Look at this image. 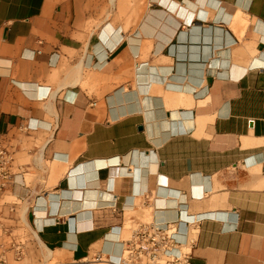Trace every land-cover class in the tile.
Instances as JSON below:
<instances>
[{
  "label": "crops",
  "instance_id": "crops-1",
  "mask_svg": "<svg viewBox=\"0 0 264 264\" xmlns=\"http://www.w3.org/2000/svg\"><path fill=\"white\" fill-rule=\"evenodd\" d=\"M0 138V264L180 219L195 264H264V0H0Z\"/></svg>",
  "mask_w": 264,
  "mask_h": 264
},
{
  "label": "built area",
  "instance_id": "built-area-1",
  "mask_svg": "<svg viewBox=\"0 0 264 264\" xmlns=\"http://www.w3.org/2000/svg\"><path fill=\"white\" fill-rule=\"evenodd\" d=\"M16 149L13 144H8L0 138V206L12 205L6 201V195L13 193L17 183V176L23 170L16 165ZM14 211V206H10ZM205 216L186 218L188 224H198ZM184 220L170 222L160 226L154 222H143L132 229L131 237L125 241V249L118 260H112L101 253H97L90 263L109 262L111 264H195L194 255L189 246L181 244L177 236L180 223ZM2 233L12 235V244L17 252L23 254L20 242L17 243L16 235L8 228L1 227ZM181 247V248H180ZM180 249V250H179ZM5 262V261H4Z\"/></svg>",
  "mask_w": 264,
  "mask_h": 264
},
{
  "label": "bare ground",
  "instance_id": "bare-ground-1",
  "mask_svg": "<svg viewBox=\"0 0 264 264\" xmlns=\"http://www.w3.org/2000/svg\"><path fill=\"white\" fill-rule=\"evenodd\" d=\"M148 219V218H147ZM149 220V219H148ZM151 220V218H150ZM54 254V252L51 249H48V253H47V259H50L51 256ZM56 254V253H55ZM54 258V257H53ZM56 258H54L52 261H54ZM51 261V260H50ZM45 264H50L49 262L45 263Z\"/></svg>",
  "mask_w": 264,
  "mask_h": 264
},
{
  "label": "rangeland",
  "instance_id": "rangeland-1",
  "mask_svg": "<svg viewBox=\"0 0 264 264\" xmlns=\"http://www.w3.org/2000/svg\"><path fill=\"white\" fill-rule=\"evenodd\" d=\"M128 227H130V225H128ZM44 262V261H43ZM45 263V262H44ZM50 264H56L55 262H49Z\"/></svg>",
  "mask_w": 264,
  "mask_h": 264
}]
</instances>
